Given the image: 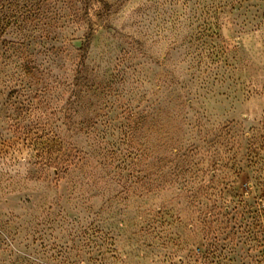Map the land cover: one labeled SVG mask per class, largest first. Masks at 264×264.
<instances>
[{
    "label": "rangeland",
    "instance_id": "obj_1",
    "mask_svg": "<svg viewBox=\"0 0 264 264\" xmlns=\"http://www.w3.org/2000/svg\"><path fill=\"white\" fill-rule=\"evenodd\" d=\"M0 264H264V0H0Z\"/></svg>",
    "mask_w": 264,
    "mask_h": 264
}]
</instances>
